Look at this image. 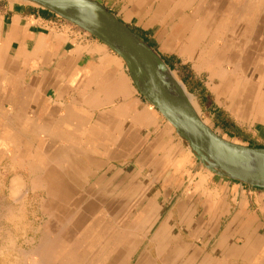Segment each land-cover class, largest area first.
Instances as JSON below:
<instances>
[{
	"label": "crops",
	"instance_id": "crops-1",
	"mask_svg": "<svg viewBox=\"0 0 264 264\" xmlns=\"http://www.w3.org/2000/svg\"><path fill=\"white\" fill-rule=\"evenodd\" d=\"M95 1L216 134L264 148V0ZM0 164V245L42 239L53 264H264V189L207 168L116 52L24 0H0Z\"/></svg>",
	"mask_w": 264,
	"mask_h": 264
},
{
	"label": "water",
	"instance_id": "water-1",
	"mask_svg": "<svg viewBox=\"0 0 264 264\" xmlns=\"http://www.w3.org/2000/svg\"><path fill=\"white\" fill-rule=\"evenodd\" d=\"M24 1L51 10L116 52L134 73L138 88L174 125L193 149L195 157L207 168L248 186L264 189V148L239 144L219 136L201 120L192 105V109L186 108L174 95L158 66L152 54L155 51L112 12L95 0ZM143 79L148 81L149 90L142 86Z\"/></svg>",
	"mask_w": 264,
	"mask_h": 264
},
{
	"label": "bare ground",
	"instance_id": "bare-ground-1",
	"mask_svg": "<svg viewBox=\"0 0 264 264\" xmlns=\"http://www.w3.org/2000/svg\"><path fill=\"white\" fill-rule=\"evenodd\" d=\"M233 3V2H232ZM250 3V2H249ZM251 5V4H250ZM254 8V7H253ZM260 8V7H259ZM229 14V13H228ZM237 15V14H236ZM226 16V15H225ZM229 16H227V18H228ZM235 17V16H234ZM212 22V21H211ZM218 22V21H217ZM214 23V22H213ZM238 23V22H237ZM223 24H225V22H223ZM236 25V24H235ZM232 27V26H231ZM229 33V32H228ZM233 36H234V34H233ZM151 52H152V50H150ZM152 54L154 55V58H155V60H156V62H157V64H158V66L160 67V69H161V71H162V73L164 74V76H165V78L168 80V82H169V84L171 85V87H172V90H173V92H174V95L184 104V106L186 107V108H188V109H192L191 108V102H190V100H188L186 97H184V93H183V90H182V88H181V86H180V84L178 83V81H177V83H176V81H175V79L172 77V75H171V73L166 69V67L161 63V61L159 60V58H158V56L154 53V52H152ZM142 85H143V87L145 88V89H147V90H149V83H148V81H146V80H144L143 79V81H142V83H141ZM180 87H179V86ZM193 107V106H192ZM10 124V123H9ZM37 135V134H36ZM20 145V144H19ZM12 151V150H11ZM14 157V156H13ZM13 157H11V159L13 158ZM13 161H15L14 159H13ZM1 165V164H0ZM11 165H13V164H11ZM2 167H4V166H2ZM60 168V167H59ZM7 169V168H6ZM25 169H26V167H25ZM31 170V169H30ZM41 170V169H40ZM34 171H32V173H33ZM5 175V174H4ZM38 175V174H37ZM2 176V175H1ZM18 176H20V175H17V178H16V180L15 179H13V180H15L14 182H13V180H12V188H10V189H12L13 190V188H15V185H16V182L18 181ZM13 177V178H14ZM21 177V176H20ZM5 179V178H4ZM20 180V179H19ZM21 181H22V179L20 180V183H21ZM28 181V180H27ZM2 183V182H1ZM19 182H17V184H18ZM23 183V182H22ZM51 183V182H50ZM11 184V183H10ZM24 184V183H23ZM20 185H22V184H20ZM19 184H18V186H20ZM4 187V186H3ZM8 187V186H7ZM21 187V186H20ZM17 189V188H16ZM15 189V190H16ZM20 189V188H19ZM11 190V191H12ZM26 190V189H25ZM10 192V191H9ZM13 193H14V191H13ZM12 193V194H13ZM10 194V193H9ZM15 195V194H14ZM16 196V195H15ZM5 197V196H4ZM9 198H11V197H9ZM3 199V198H2ZM20 199V198H19ZM25 199V198H24ZM5 200V199H4ZM1 201V200H0ZM2 202V201H1ZM4 205V204H3ZM3 205H1V206H3ZM11 206V205H10ZM9 206V204H8V207H10ZM21 206V205H20ZM12 208V207H11ZM19 208V207H18ZM0 209H2V208H0ZM5 211H7V209H5V207L3 208ZM10 210H12L11 211V215H7V213L6 214H4L3 213V215L4 216H8L9 218H12L11 216L13 215L12 213H14L13 212V209H10ZM10 210H8V212L10 211ZM3 211V210H2ZM15 211V210H14ZM17 211H19L20 212V210H17ZM2 213V212H1ZM0 213V214H1ZM23 213V212H22ZM21 213V214H22ZM15 216H16V214H14ZM13 215V216H14ZM1 216H2V214H1ZM4 216H3V218H4ZM8 217H6V219H9ZM16 218V217H15ZM15 218H13V219H15ZM19 218H21V217H19ZM17 219V220H20V219ZM12 219H10V221H11ZM2 221H3V219H2ZM4 221H5V218H4ZM7 221V220H6ZM9 221V222H10ZM13 221V220H12ZM11 221V222H12ZM2 226V225H1ZM13 226V225H12ZM11 227V226H10ZM14 227V226H13ZM1 228V227H0ZM1 231V230H0ZM5 231V230H4ZM6 232V231H5ZM4 232V233H5ZM8 233V232H7ZM46 233V232H45ZM2 234V233H1ZM10 234V233H9ZM8 235V234H7ZM46 235H48V234H46ZM49 235H51V234H49ZM10 236V235H9ZM44 236V235H43ZM12 237V236H11ZM10 237V238H11ZM47 237V236H46ZM49 237V236H48ZM8 238V237H7ZM6 238V239H7ZM45 238V237H44ZM50 238V237H49ZM3 239V238H2ZM13 240V239H12ZM42 240V239H41ZM40 240V244H39V247H37V248H35V250H32V251H30V253L28 254V258H29V260H28V263L27 264H53V262H54V260L55 259H58V255H57V250H56V252H54V250L53 249H51L50 248V246L47 244H45L44 242H43V240L41 241ZM46 240V239H45ZM14 242V241H13ZM2 245H0V257H1V259L3 260V261H5L7 264H12V262H10V256H6V255H4L5 254V252H7L6 250H8L9 249V246L11 245H9V243H10V241L9 240H7V242H5V240L4 241H2ZM12 243V242H11ZM12 245H14V244H12ZM11 245V246H12ZM13 247V246H12ZM14 248V247H13ZM12 248V249H13ZM56 248V247H55ZM10 250V249H9ZM16 251V253H18L19 255H20V252L21 251H23V249H18V248H16L15 249ZM10 251H13V250H10ZM29 251V250H28ZM34 251H37V252H34ZM22 253V252H21ZM27 253V252H26ZM25 254V253H24ZM8 255V254H7ZM22 255V254H21ZM26 255V254H25ZM24 256V255H23ZM27 257V256H26ZM25 257V258H26ZM17 258V257H16ZM15 258V259H16ZM24 257H23V259H25ZM22 259V260H23ZM14 260V259H13ZM16 261V260H15ZM24 261V260H23ZM25 262H27L26 260H25ZM17 264H19V263H17Z\"/></svg>",
	"mask_w": 264,
	"mask_h": 264
},
{
	"label": "rangeland",
	"instance_id": "rangeland-1",
	"mask_svg": "<svg viewBox=\"0 0 264 264\" xmlns=\"http://www.w3.org/2000/svg\"><path fill=\"white\" fill-rule=\"evenodd\" d=\"M160 60V59H159ZM167 69V68H166ZM168 70V69H167ZM177 83V82H176ZM178 84V83H177ZM179 86V85H178ZM180 87V86H179ZM184 97H186L188 100H190L185 94H184ZM16 243V244H15ZM3 243L1 242V245H2ZM14 244L16 245V248H20V249H23V251H21L20 252V255L18 254V253H16L15 251L16 250H14V256L13 257H11V260H10V262H12V264H17V263H19V264H27L28 263V260H29V258H28V254L30 253V251H28L26 248H27V245H26V243H24L23 241H21V239L19 238L18 240H16V242H14ZM39 247V246H38ZM27 252V253H26ZM34 252H37V251H34ZM26 255H25V254ZM22 254V255H21ZM24 255V256H23ZM27 256V257H26ZM17 257V258H16ZM23 257L25 258V259H23ZM16 258V259H15ZM14 259V260H13ZM24 261H23V260ZM16 260V261H15ZM25 260L27 261V262H25ZM0 264H6L5 263V261H3L2 259H1V257H0Z\"/></svg>",
	"mask_w": 264,
	"mask_h": 264
},
{
	"label": "trees",
	"instance_id": "trees-1",
	"mask_svg": "<svg viewBox=\"0 0 264 264\" xmlns=\"http://www.w3.org/2000/svg\"><path fill=\"white\" fill-rule=\"evenodd\" d=\"M248 186V185H247Z\"/></svg>",
	"mask_w": 264,
	"mask_h": 264
}]
</instances>
